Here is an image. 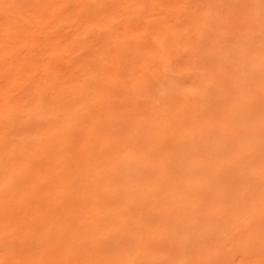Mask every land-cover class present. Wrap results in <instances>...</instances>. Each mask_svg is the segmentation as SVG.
I'll use <instances>...</instances> for the list:
<instances>
[{
    "label": "bare ground",
    "instance_id": "bare-ground-1",
    "mask_svg": "<svg viewBox=\"0 0 264 264\" xmlns=\"http://www.w3.org/2000/svg\"><path fill=\"white\" fill-rule=\"evenodd\" d=\"M184 1L0 0V264H149L128 208L264 264V0Z\"/></svg>",
    "mask_w": 264,
    "mask_h": 264
},
{
    "label": "rangeland",
    "instance_id": "rangeland-1",
    "mask_svg": "<svg viewBox=\"0 0 264 264\" xmlns=\"http://www.w3.org/2000/svg\"><path fill=\"white\" fill-rule=\"evenodd\" d=\"M201 2L205 4H210L213 0H200ZM185 6L190 5V0H185L183 2ZM71 5V4H70ZM70 5L68 8H70ZM74 6V8H73ZM77 7L76 5H72L71 8L75 9ZM223 7H226L225 5ZM186 8V7H185ZM85 14V13H82ZM81 14V16H82ZM185 14V13H183ZM186 15H183L185 17ZM119 25V24H118ZM117 25V26H118ZM116 26V27H117ZM118 28V27H117ZM121 27L119 26V29ZM66 34V33H65ZM67 35V34H66ZM73 59V61H71ZM74 57L70 59V63L74 62ZM260 62H258L255 65V69L259 68ZM247 66V64H246ZM258 72L256 71H250L247 75L248 78H258L260 75H257ZM188 77V75H187ZM186 75H181L179 79L181 81L186 80ZM187 81V80H186ZM171 169H174L175 171H179L176 167H171ZM203 167L197 166L192 169V174H195L202 170ZM176 187V186H175ZM112 197H103V201L111 200ZM140 206V205H139ZM126 209L124 212L129 213L125 215L124 217L133 216L137 219L138 223L137 226L145 233L148 229L153 230H159L162 229L163 232H159L156 235L155 240H147L144 236L135 237L131 233V220H126V223L124 224L123 228L120 230H116L112 233L110 238L107 239L111 243H118V247L115 249L117 253L124 254L127 250V245L137 243L140 247H146L147 253L144 255H140L139 259L143 263L147 262L149 264H170L171 258L173 257H189L191 256V246L195 243V241L198 238H202V240L207 236V239L213 240L215 238V235L210 233L205 235L204 237H201L199 233V228L201 224L200 218L197 217V214L195 211H189V212H181L179 211L178 214H180V219L178 222L173 221L171 219H167V222L164 223L163 221V215L159 213H154L152 215H149L148 213L144 212V209L138 208L136 210H133L132 212L127 211ZM178 214L176 216H178ZM147 215H149L151 218H148ZM165 229H169V232L165 234ZM181 231H184V234L180 238H177V234L173 233H179ZM123 241V243H122ZM189 251V252H188ZM164 256L162 258H159L158 256ZM236 261H239V257L235 258ZM139 261V260H138Z\"/></svg>",
    "mask_w": 264,
    "mask_h": 264
}]
</instances>
